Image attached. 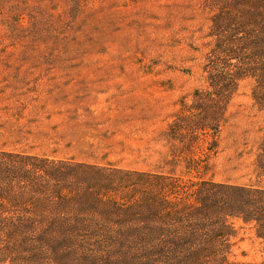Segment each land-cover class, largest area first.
I'll use <instances>...</instances> for the list:
<instances>
[{
  "label": "rangeland",
  "instance_id": "rangeland-1",
  "mask_svg": "<svg viewBox=\"0 0 264 264\" xmlns=\"http://www.w3.org/2000/svg\"><path fill=\"white\" fill-rule=\"evenodd\" d=\"M218 1L0 0V151L83 164L77 170L93 177L122 169L245 184L253 178L245 148L263 120L250 79L238 82L215 151L201 140L184 151L183 116L212 98L195 90L208 88ZM185 154L205 167L188 171ZM98 191L110 199L130 188ZM234 226L231 260L264 264L252 225Z\"/></svg>",
  "mask_w": 264,
  "mask_h": 264
},
{
  "label": "trees",
  "instance_id": "trees-1",
  "mask_svg": "<svg viewBox=\"0 0 264 264\" xmlns=\"http://www.w3.org/2000/svg\"><path fill=\"white\" fill-rule=\"evenodd\" d=\"M217 4L204 67L209 89L195 90L212 98L196 102L193 118L183 116L184 151L191 152V142L199 140L215 151L231 97L248 78L252 103L263 112L261 134L245 148L253 178L231 184L113 169L115 178L109 179L102 172L82 174L77 168L83 164L2 150L1 264L7 258L9 264H236L230 258L234 220L252 225L264 241V0ZM208 151L199 148L201 156ZM186 156L188 171L205 167L200 156ZM125 187L130 192L117 198L98 191Z\"/></svg>",
  "mask_w": 264,
  "mask_h": 264
}]
</instances>
